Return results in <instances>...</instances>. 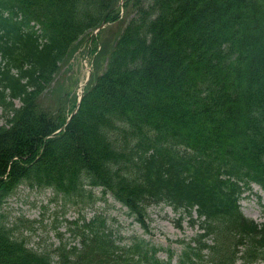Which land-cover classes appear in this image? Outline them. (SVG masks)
Masks as SVG:
<instances>
[{"label": "trees", "instance_id": "16d2710c", "mask_svg": "<svg viewBox=\"0 0 264 264\" xmlns=\"http://www.w3.org/2000/svg\"><path fill=\"white\" fill-rule=\"evenodd\" d=\"M118 1L0 0V264L264 261V221L239 202L253 183L264 192V0H123L125 11ZM119 20L112 40L101 38L107 25L92 38L71 117L63 95L44 105L79 37ZM21 184L81 207L99 186L142 223L149 205L167 202L197 234L160 258L139 237L120 246L99 215L73 220L80 246L59 237L40 251L2 209Z\"/></svg>", "mask_w": 264, "mask_h": 264}, {"label": "rangeland", "instance_id": "374dc122", "mask_svg": "<svg viewBox=\"0 0 264 264\" xmlns=\"http://www.w3.org/2000/svg\"><path fill=\"white\" fill-rule=\"evenodd\" d=\"M122 2L123 0H119L117 4L125 11L121 6ZM123 24L124 20L107 24L101 38L104 41L112 40ZM87 37L88 33L79 37L76 51L60 65L54 80L42 96L44 105L55 107L58 98L63 95L61 97L64 99L62 103L65 112L74 111L82 94L81 84L85 81L88 69L90 73L93 70V56L87 51L89 47ZM103 66L104 61L101 68ZM16 103L19 104L18 101ZM3 122L0 107V124ZM101 189L99 186L92 189L96 198L94 204L84 207L69 204L64 206L63 200L59 198L60 196L56 197L51 188L38 189L21 184L16 192L7 198L2 209L6 221L14 227V234L25 237L29 246L40 251H54L61 238L69 242L68 246L72 244L80 246V237L73 235L77 231V227L72 224L73 220L80 218L78 222L81 223L84 218L87 222L99 215L105 218L106 231L111 232L112 236L119 240L120 246L126 248L135 237H139L156 246L160 258H166L168 249L172 250L174 255L180 253L182 246L178 243L179 240L196 237L198 224L191 225V219L184 212L174 210L167 202L149 205L142 223L129 214L127 207L110 194L104 195L101 199ZM239 202L244 215L258 223L264 221V192L257 184L253 183L251 189L245 190ZM192 214L196 217L195 210ZM172 264H177L175 256ZM255 264H264V261L260 260Z\"/></svg>", "mask_w": 264, "mask_h": 264}, {"label": "water", "instance_id": "95a60500", "mask_svg": "<svg viewBox=\"0 0 264 264\" xmlns=\"http://www.w3.org/2000/svg\"><path fill=\"white\" fill-rule=\"evenodd\" d=\"M104 26V23L100 24L99 28L103 27Z\"/></svg>", "mask_w": 264, "mask_h": 264}]
</instances>
